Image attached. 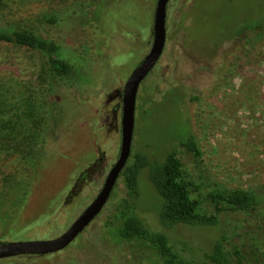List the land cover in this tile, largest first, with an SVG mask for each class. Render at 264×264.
<instances>
[{"label":"rangeland","instance_id":"rangeland-1","mask_svg":"<svg viewBox=\"0 0 264 264\" xmlns=\"http://www.w3.org/2000/svg\"><path fill=\"white\" fill-rule=\"evenodd\" d=\"M2 1L3 19L15 20L73 6L69 21L35 28L58 41L75 66L81 68L85 57L86 82L58 88L64 117L57 137H46L34 168L21 157L40 140L35 120L45 110L39 59L30 50L0 45V242L51 238L92 200L117 158L120 112L114 121L113 107L121 99L114 93L150 47L156 0ZM262 2L168 0L164 49L139 85L131 150L162 158L174 148L201 199L215 186L264 189V36L235 35L242 25L264 22ZM189 135L200 149L197 157L180 143ZM100 154V170L66 200L78 172ZM138 184L139 215L161 227L160 198L146 168ZM208 203L203 200L210 211ZM102 212L63 249L1 258L0 264H151L132 244L104 239ZM168 233L207 250L218 229L175 226Z\"/></svg>","mask_w":264,"mask_h":264},{"label":"trees","instance_id":"trees-1","mask_svg":"<svg viewBox=\"0 0 264 264\" xmlns=\"http://www.w3.org/2000/svg\"><path fill=\"white\" fill-rule=\"evenodd\" d=\"M4 6L5 2L0 0V10ZM262 6L264 9V2ZM72 7L67 11L44 8L22 20L3 19L0 14V45L30 50L39 59L38 80L43 96L41 105L45 110L44 116L35 120L40 140L35 150L21 157L34 168L46 137H57L60 120L64 117V109L57 102L58 97H62L58 88L71 83L80 87L86 82L83 72L87 70L86 63H81L85 57L80 61L81 68L75 66V61L65 56L58 41L45 37L35 26L69 21L74 13ZM250 31L253 40L262 38L264 22L256 19L252 24L242 25L235 35ZM114 94L120 96L121 92ZM120 107V103L113 107L114 121L118 119ZM180 143L195 157L201 154L192 135ZM101 158L102 154L78 172L66 200L78 194L82 185L100 170ZM144 168L160 198L157 219L162 226L158 228L146 224L138 212V176ZM120 178L118 193H111L102 210L105 240L132 244L151 264H264V189L215 186L206 191L203 199L198 198L193 194L198 186L186 174L174 148L162 158H150L143 151L131 150ZM204 199L209 201L210 211L204 208ZM175 226L181 229L185 226L213 227L218 229V235L206 250L189 244V239L183 236L178 241L173 240L168 230Z\"/></svg>","mask_w":264,"mask_h":264},{"label":"water","instance_id":"water-1","mask_svg":"<svg viewBox=\"0 0 264 264\" xmlns=\"http://www.w3.org/2000/svg\"><path fill=\"white\" fill-rule=\"evenodd\" d=\"M168 0H156L152 19V40L147 53L131 70L120 94V145L116 160L108 169L104 180L92 200L59 235L51 238H27L0 242V259L22 254H47L59 251L102 211L120 173L127 163L135 123L136 96L141 81L158 61L166 41V8Z\"/></svg>","mask_w":264,"mask_h":264}]
</instances>
